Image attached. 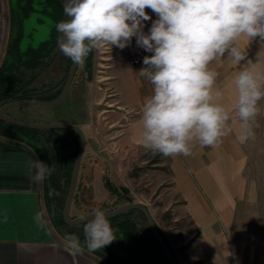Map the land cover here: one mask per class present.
<instances>
[{
	"label": "clouds",
	"instance_id": "9594fccd",
	"mask_svg": "<svg viewBox=\"0 0 264 264\" xmlns=\"http://www.w3.org/2000/svg\"><path fill=\"white\" fill-rule=\"evenodd\" d=\"M156 14L148 33L143 22ZM63 11L68 19L56 24L61 52L83 65L93 49L105 45L123 49L136 38L137 46L152 53L143 58L139 75L153 86V94L142 111V143L164 156L192 152L194 141L215 146L228 135L230 114L217 102L215 90L219 73L210 63L225 53L233 64L245 59L236 41L242 36L264 40V0H67ZM237 100L234 110L241 122V143L254 138L252 124L259 115L258 102L264 99V74L248 61L234 78ZM34 183L54 170L47 163L30 162ZM84 224V244L89 251L103 249L115 241L106 213L94 208ZM41 213L36 220L44 221ZM65 246L82 252L75 234L65 236Z\"/></svg>",
	"mask_w": 264,
	"mask_h": 264
},
{
	"label": "crops",
	"instance_id": "0c3cea01",
	"mask_svg": "<svg viewBox=\"0 0 264 264\" xmlns=\"http://www.w3.org/2000/svg\"><path fill=\"white\" fill-rule=\"evenodd\" d=\"M10 6V0H0V63L11 36ZM145 11L151 17L143 22V31L147 34L157 16L150 9ZM236 44L245 55L240 64H233L232 57L225 53L209 65L219 73L215 90L222 95L217 102L229 111L232 131L215 146H201L194 141L191 155L168 158L170 189L176 198L166 209L172 226L165 225L162 230L153 220L178 264H233L230 232L249 190L245 175L248 140L241 143L236 138L241 133V122L234 110L237 100L234 78L248 61L264 74V40L242 36ZM130 47H138L135 37L129 46L111 49L107 78L113 85L120 108L125 113H133L114 143L145 148L142 111L153 94V86L138 73L144 65L129 63ZM260 102L264 125V99ZM21 112L24 115L31 111L22 108ZM37 159L40 160L36 151L24 141L0 136V264H106L84 249L75 252L66 248L65 237L53 225L44 204V180L34 183L30 178L34 174L30 162ZM102 175V170L91 169L85 175L82 191L98 201L107 198L101 184ZM37 213L42 214L43 226L37 223Z\"/></svg>",
	"mask_w": 264,
	"mask_h": 264
},
{
	"label": "rangeland",
	"instance_id": "374dc122",
	"mask_svg": "<svg viewBox=\"0 0 264 264\" xmlns=\"http://www.w3.org/2000/svg\"><path fill=\"white\" fill-rule=\"evenodd\" d=\"M36 17V14H32L23 23L25 35L20 43L22 50L28 44L38 45L49 34V21L38 23ZM112 47L110 44L105 45L89 53L88 59L78 67L70 94L60 103L48 107L23 108L31 111L24 112V115L22 108H16L10 110V115L24 122H66L79 126L87 142L80 170L82 177L91 169L95 172L102 170L123 198L145 205L163 230L165 225L168 228L172 226L166 209L176 199L170 189L169 156L124 142L114 143L121 135L122 128L132 119L133 113H125L120 108L113 85L107 78ZM58 54H63L60 49ZM89 61L90 65L87 64ZM58 66L55 64L52 70L46 72L42 82H56L61 78L62 71H59ZM70 97L81 101V109L76 114L70 106ZM260 105L259 101L258 107ZM252 127L254 138L248 139L246 144L248 163L245 175L249 190L239 206L236 224L230 232L233 264H264V125L260 112ZM88 197L84 199L87 204L91 203ZM81 213L74 207L71 216H82Z\"/></svg>",
	"mask_w": 264,
	"mask_h": 264
},
{
	"label": "trees",
	"instance_id": "16d2710c",
	"mask_svg": "<svg viewBox=\"0 0 264 264\" xmlns=\"http://www.w3.org/2000/svg\"><path fill=\"white\" fill-rule=\"evenodd\" d=\"M66 2L67 0H10L11 36L0 63V107L18 100L50 101L60 92L63 82L46 83L42 82V78L52 66L58 63L57 38L61 33L56 31L55 26L58 22L68 19L63 11ZM32 13L48 18L52 22V31L47 41L36 48L28 47L22 51L20 49L23 36L22 24ZM63 60L62 71L66 76L72 60L66 56H63ZM70 99L72 111L75 113L80 108L81 101L78 102L76 97H70ZM7 115L10 116L9 111ZM30 123L38 122L34 120ZM0 136L18 141L26 140L32 148L36 147L35 151L40 160L54 169L51 175L44 179L43 198L53 224L61 230L64 237L67 234L77 235L82 248L96 255L106 264H169L147 227L143 215L138 211L109 219L115 230V241L97 251H89L84 244V224L68 227L63 223L62 209L73 162L79 148V138L74 133L65 130H30L0 121ZM81 168L82 163L80 170ZM82 178L80 173L72 202V209L75 207L82 211V215H93L94 208L108 212L132 203L130 199L123 198L119 190L103 174L101 184L107 193V198L98 201L88 195L91 203L87 204L84 202L87 194L82 192L85 177ZM160 235L162 236L161 232ZM164 242L171 250L165 239Z\"/></svg>",
	"mask_w": 264,
	"mask_h": 264
},
{
	"label": "water",
	"instance_id": "95a60500",
	"mask_svg": "<svg viewBox=\"0 0 264 264\" xmlns=\"http://www.w3.org/2000/svg\"><path fill=\"white\" fill-rule=\"evenodd\" d=\"M78 65L79 64H76L72 61L69 71H68V75L65 80V83L60 93L53 100H50V101L18 100V101H12V102L6 103L0 107V121H3L11 126L19 127V128H26L30 130H37V131L65 130V131L74 133L79 138V148H78V151L76 153V156L73 162L69 185H68V189H67L63 209H62V214H61L63 223L68 227L85 224L88 219L93 217V215H82V216H77V217H71L72 202L74 199V195H75V191H76V187H77V183L79 179L81 162H82L83 154H84L86 143H87L86 136L83 130L75 124L66 123V122H53V123L24 122V121L17 120L7 115V112L12 109H16V108L48 107V106L57 105L65 98V96L69 92V89L72 85ZM131 211H138L143 215L146 221L147 227L150 229L155 241L157 242L159 248L161 249L163 255L165 256L169 264H178L172 251L168 248V246L164 242V239L160 235V232L149 210L147 209L145 205L140 204V203H129V204L120 206L116 209H113L111 211L105 212V213L109 219H112V218L118 217L120 215H123ZM57 229H58L57 231L63 236L61 230L58 227Z\"/></svg>",
	"mask_w": 264,
	"mask_h": 264
},
{
	"label": "flooded vegetation",
	"instance_id": "af4514ba",
	"mask_svg": "<svg viewBox=\"0 0 264 264\" xmlns=\"http://www.w3.org/2000/svg\"><path fill=\"white\" fill-rule=\"evenodd\" d=\"M32 14H36V18H37V21H38V23H43L45 20H48L49 21V24H50V29H49V34H48V36H47V38L45 39V40H42L39 44H41L42 42H45V41H47L48 40V38H49V36H50V34H51V31H52V22L48 19V18H46V17H43V16H41V15H39L38 13H32ZM32 14H30V16L32 15ZM29 16V17H30ZM29 17L27 18V19H29ZM27 19H25V20H27ZM24 20V21H25ZM24 21H23V23H24ZM22 32H23V36H22V39H23V37H24V35H25V33H24V28H23V24H22ZM62 35V34H61ZM60 35V36H61ZM21 39V40H22ZM20 43H21V41H20ZM38 44V45H39ZM38 45H36V46H31L30 44H28V46L25 48V50L28 48V47H33V48H36ZM20 49H21V47H20ZM22 50V49H21ZM25 50H22V51H25ZM57 50L59 51V47L57 48ZM63 56H65L64 54H61V55H59V57H58V63H56V64H58L59 66V71H62L63 69V67H64V64H63V62H64V60H63ZM61 58H62V60H61ZM71 63H72V61H71ZM71 65V64H70ZM55 66V65H54ZM54 66H52L49 70H48V72L50 71V70H52L53 69V67ZM78 67H79V65H78ZM70 68V67H69ZM77 70H78V68H77ZM68 71H69V69H68ZM76 73H77V71H76ZM76 73H75V75H76ZM49 75V74H48ZM67 75H68V72H67V74H66V76H65V73L62 71V74H61V78H59L56 82H51V83H54V84H58V83H62L63 82V85H64V83H65V80H66V77H67ZM74 78H75V76H74ZM50 83V82H49ZM73 83H74V79H73V82H72V85H73ZM63 85H62V87H63ZM72 85H71V87H72ZM62 87H61V89H62ZM71 87H70V89H71ZM70 89H69V92L67 93V95L68 94H70ZM61 91V90H60ZM60 93V92H59ZM58 93V94H59ZM66 95V96H67ZM65 96V97H66ZM71 96V95H70ZM82 163V162H81ZM78 184V183H77ZM72 209V208H71Z\"/></svg>",
	"mask_w": 264,
	"mask_h": 264
},
{
	"label": "built area",
	"instance_id": "2783aa9c",
	"mask_svg": "<svg viewBox=\"0 0 264 264\" xmlns=\"http://www.w3.org/2000/svg\"><path fill=\"white\" fill-rule=\"evenodd\" d=\"M146 56L145 50L141 47H130L129 63L131 65H143V58Z\"/></svg>",
	"mask_w": 264,
	"mask_h": 264
}]
</instances>
